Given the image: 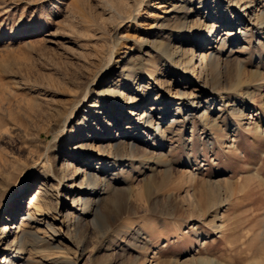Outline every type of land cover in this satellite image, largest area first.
<instances>
[{
    "label": "rangeland",
    "instance_id": "1",
    "mask_svg": "<svg viewBox=\"0 0 264 264\" xmlns=\"http://www.w3.org/2000/svg\"><path fill=\"white\" fill-rule=\"evenodd\" d=\"M263 12L264 0H0V264H30V246L7 245L30 229L43 233L46 221L54 247L37 262L193 264L202 256L264 264V133L232 110L246 105L264 131ZM155 38L181 46L184 60L152 46ZM213 55L207 73L220 90L198 66ZM131 66L138 84L127 81ZM119 88L124 101L113 97ZM118 140L148 154L101 152ZM83 171L109 176L116 189L96 225L88 215L77 231L84 247L65 227Z\"/></svg>",
    "mask_w": 264,
    "mask_h": 264
},
{
    "label": "bare ground",
    "instance_id": "2",
    "mask_svg": "<svg viewBox=\"0 0 264 264\" xmlns=\"http://www.w3.org/2000/svg\"><path fill=\"white\" fill-rule=\"evenodd\" d=\"M187 6V5H186ZM184 8H188V7H184ZM193 8V7H192ZM192 10V9H190ZM264 13V12H263ZM264 23V21H263ZM162 26H167V24H161L159 27ZM173 26V25H172ZM182 31L186 30L188 27V21L187 19L184 20L182 22V24L180 23L179 26ZM208 27V25L206 26ZM210 32H213V29H211ZM182 36H184V34H181ZM225 42H223L224 44ZM152 46L155 47H159V49H161L162 47L165 49V51H167L170 54V58L174 59H178L179 61L184 60V56L187 52L181 51V46L180 47H173L171 42H165L163 40H158V38H155L154 41L152 42ZM195 53L192 51L191 52V57H189V59H187L188 64H193L194 63V58H195ZM218 60V58L215 57V55L210 56V59L206 58V57H202L200 59V63L198 66H200V72L205 73V79L204 82L205 83H211V85L213 87H215L214 85L218 86L219 85V79L216 75H209L207 73L208 71V65L211 64L214 60ZM234 60V59H233ZM230 60H226L223 59L222 61L220 60V65H222V69L226 72L228 71V65ZM235 61V60H234ZM185 62V61H184ZM219 62V61H218ZM215 64V63H214ZM218 65V64H217ZM239 68H242L241 64H237ZM196 67V66H195ZM108 68V65H106L105 70ZM215 68V67H214ZM219 72V71H218ZM240 72V71H239ZM125 73V72H124ZM139 74V73H138ZM138 74L135 72L133 66L129 67L128 70L126 71V77H127V81L129 84H138ZM125 75V74H124ZM261 79V78H260ZM253 80V79H252ZM263 80V78H262ZM226 82V81H225ZM227 84V83H226ZM223 86V85H222ZM258 86V95H259V101L261 103L264 104V83L260 82L257 84ZM217 88V87H216ZM251 88V87H250ZM120 89V88H119ZM116 89L113 91V97H116L118 101H124L126 99V94L124 93V91H121V89ZM222 89V87L218 86V90ZM254 89V88H253ZM255 90V89H254ZM254 90L252 91H248L246 94V97L249 98H254V95L256 94L254 92ZM95 89H91L88 92H95ZM184 92V91H183ZM183 96H187V93L184 92ZM192 104L194 105L196 100H194L193 98H190ZM101 108H96L95 112H98ZM233 112L237 115V119L238 120H243V119H247V125L248 127H250V129L254 130L255 132L258 133H264V131L261 130L260 125H258L257 121L254 120L255 116L253 115H249V113H245L246 111V105L243 106H239L238 104H235L233 107ZM207 111L208 109L206 108L204 110V112L202 113V121L203 123L209 124L212 121H210L211 119L208 118L207 115ZM73 114V113H72ZM155 119V114H150L149 116L146 117L145 119V123L148 125H152L153 121ZM213 119V118H212ZM215 122L214 124H210V127L216 126ZM162 132L160 124L158 125L156 132ZM165 132H162V135H164ZM95 146H92V149L94 150ZM101 152H103V154H106L109 157H112V155L114 157H119L122 153L127 154L130 157H136L138 156L141 152L143 153L142 155H146L148 154L147 149L143 150L137 143H127L126 141L123 140H118L115 143H110L108 146H101L100 147ZM139 157V156H138ZM161 157V156H160ZM160 157H158L160 159ZM120 158V157H119ZM164 158V157H163ZM163 160V159H161ZM114 162V161H113ZM101 163V162H100ZM107 165V164H106ZM155 170V169H154ZM157 170V169H156ZM69 171V170H68ZM128 172V171H127ZM131 173V171H130ZM82 177H81V182H80V187L83 188V192H80L78 197H74L73 202H74V206L76 205V211L74 210L73 212H67L66 213V220H65V227H66V231L68 233V235L72 236V238L74 239V241L76 242V240H78L77 237V231L79 230L80 227H84V222L85 219L88 215L92 216V224L96 225V219L98 216V212H99V208H100V204L106 200L107 196L112 193L113 191H115V185L113 184V182L111 181V179L109 178V176H102V175H96V174H86L85 171H83L82 173ZM130 176V175H129ZM187 177V176H186ZM191 177V176H190ZM153 178V177H152ZM155 178V177H154ZM153 178V179H154ZM149 181V180H148ZM192 181V179H191ZM220 181V180H219ZM155 182V181H154ZM147 183V182H146ZM150 183V181L148 182ZM147 183V184H148ZM153 183V182H152ZM214 189H218L220 183L218 181H214L212 183ZM209 187V186H208ZM210 188V187H209ZM130 191L133 190L132 187L128 188ZM220 189V187H219ZM148 190V189H147ZM119 191V190H118ZM146 191V190H145ZM187 192V191H186ZM153 193V192H152ZM175 193V192H173ZM188 193V192H187ZM220 193L223 194V192L221 191ZM226 193V192H225ZM146 194V193H145ZM151 194V193H150ZM179 195V194H178ZM227 195V194H226ZM148 196V195H147ZM152 196V195H151ZM182 196V195H181ZM186 196V195H185ZM51 197V194H49L47 191L44 193V198L49 199ZM112 197V196H111ZM145 197V196H144ZM196 197V195H195ZM35 198H38V196L36 195ZM142 198V197H141ZM184 198V197H182ZM113 199V198H112ZM148 199V198H147ZM146 199V200H147ZM150 199V198H149ZM153 199V197L151 198ZM150 199V200H151ZM169 199V197H168ZM171 199L174 202V209H177L179 206V198L176 195H172ZM227 199V198H226ZM148 201V209L150 211H155V204L153 203V201ZM170 200V199H169ZM181 200V198H180ZM188 201H191L190 196L187 195L186 199ZM195 201V200H194ZM210 201V199H209ZM197 202V201H196ZM130 203V202H129ZM210 203V202H209ZM43 204H45L46 207H51L50 205V200H48L47 202L43 201ZM171 204V203H169ZM187 204V203H186ZM133 205V204H132ZM146 205V204H145ZM160 205V204H159ZM136 206V205H134ZM139 206V205H138ZM188 206V205H187ZM130 207V206H129ZM190 207V206H189ZM192 207V206H191ZM128 208V207H127ZM126 209V208H125ZM181 209V208H180ZM193 209V208H192ZM135 209H127L125 212L127 213H132L134 212ZM193 211V210H192ZM138 212V211H137ZM135 213V212H134ZM133 213V214H134ZM203 213V212H201ZM120 214H123L122 212ZM126 214V213H125ZM124 216V215H123ZM201 216V215H200ZM46 226H44V229H42V231H44L43 233H41L38 229L34 230V229H30L28 230L23 236L22 238H18L17 236L14 237V239L9 242V244L7 246L14 248V246H17L15 249L20 250L23 249V247L26 245L30 246L32 248L31 250V257L29 259L28 262H30V264H32L31 262H33V264H48V263H44V262H37L36 257H38L37 259L39 260H43V259H49L47 257H49L50 255V249H52L54 247L53 245V235H51V233H55V227L54 225L50 222V221H46ZM87 225V224H85ZM216 229H218L219 227L214 226ZM16 228H19V226H17ZM7 226L5 225L3 230L0 231L2 234H4L6 232ZM19 229H17V233L19 232ZM80 231V230H79ZM82 231V230H81ZM86 231V230H84ZM81 234V233H80ZM145 238V237H144ZM87 242V240H85L83 243H81V240H78V244H80V246L85 245ZM99 245V244H98ZM109 246V245H108ZM84 247V246H83ZM82 247V248H83ZM144 249H148V242H146L143 246H141ZM29 248V247H28ZM37 255V256H36ZM197 260V261H196ZM7 261V258L4 257L3 259H1V263H5ZM137 261V260H136ZM146 259H144V262L146 263ZM150 262V261H149ZM148 263V262H147ZM6 264H16L15 261L13 259H10ZM151 264H158L155 262H151ZM186 264V263H185ZM193 264H224L222 261L218 260V259H213V258H204V257H199L198 259H195V262Z\"/></svg>",
    "mask_w": 264,
    "mask_h": 264
}]
</instances>
